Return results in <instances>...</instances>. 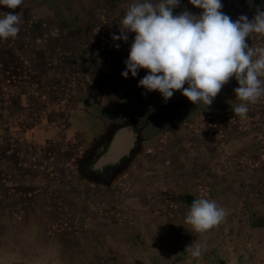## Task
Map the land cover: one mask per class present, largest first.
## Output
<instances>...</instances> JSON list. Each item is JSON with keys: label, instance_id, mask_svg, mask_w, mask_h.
<instances>
[{"label": "crops", "instance_id": "1", "mask_svg": "<svg viewBox=\"0 0 264 264\" xmlns=\"http://www.w3.org/2000/svg\"><path fill=\"white\" fill-rule=\"evenodd\" d=\"M132 2L0 5V18L10 11L20 18L18 36L0 39V264H173L174 250L198 244L264 250V104L238 117L233 77L209 106L175 90L164 108L158 91L138 86L147 69L123 78L135 33L126 42L112 36ZM221 3L233 20L264 10V0ZM184 10L203 11L180 0L173 12ZM246 40L264 48V36ZM105 86L112 97L125 95L121 118L153 110L169 117L154 135L153 155L110 187L78 178L63 161L90 139L82 119L114 109L101 95ZM201 198L227 212L204 233L186 223ZM162 255L166 263L157 262Z\"/></svg>", "mask_w": 264, "mask_h": 264}, {"label": "clouds", "instance_id": "2", "mask_svg": "<svg viewBox=\"0 0 264 264\" xmlns=\"http://www.w3.org/2000/svg\"><path fill=\"white\" fill-rule=\"evenodd\" d=\"M23 0H0V5L16 9ZM203 11L194 15L188 10L174 14L180 0H133L121 20L115 40H128L135 33L127 59L123 62V78L136 77L141 68L148 72L138 86L146 91H158L166 102L180 90L194 105L213 103L230 78L238 87L235 95L242 101L233 111L246 118L248 104L264 96V48L258 51L247 43L253 34L264 36V10L256 9L249 19L240 15L233 20L221 11V0H189ZM251 3V0H249ZM20 18L5 12L0 18V39L16 38ZM115 47L118 49L119 44ZM187 84V87H184ZM227 212L214 200L196 199L186 215V223L194 231L207 232L218 225ZM198 244L191 248L193 258H201Z\"/></svg>", "mask_w": 264, "mask_h": 264}, {"label": "water", "instance_id": "3", "mask_svg": "<svg viewBox=\"0 0 264 264\" xmlns=\"http://www.w3.org/2000/svg\"><path fill=\"white\" fill-rule=\"evenodd\" d=\"M259 104H264L263 97L248 105L255 107ZM151 119L152 117L141 124L137 120H125L107 130L97 141L102 145L97 154L93 152L95 140H92L90 147L74 159L78 177L104 186L109 185L139 151V143L143 140L141 132Z\"/></svg>", "mask_w": 264, "mask_h": 264}, {"label": "flooded vegetation", "instance_id": "4", "mask_svg": "<svg viewBox=\"0 0 264 264\" xmlns=\"http://www.w3.org/2000/svg\"><path fill=\"white\" fill-rule=\"evenodd\" d=\"M101 92H102L101 95L103 98L107 97L109 95L108 97H110L112 107L114 109L113 110H110L109 108L104 109L102 112V115L104 118L101 117L103 120L100 119V117H98V115L101 116V114H98L96 119L93 118L94 119L93 122L87 126L88 131L90 132L89 133L90 139L88 141H86L84 143V145L83 144L82 145L76 144L74 146L72 145V147L69 149V151L64 153V155H66V158L63 160L64 166L67 168V170L76 174L77 177H78V172H77L76 166L74 164V159L77 158L81 152H83L85 149L90 147L92 140H95L93 152H94V154H97L100 151L101 146H102V145H99L100 142H97V141H99L101 139V136H103L105 134V132H107V130L113 128L114 126L122 123L125 120H137L141 124L146 119L152 117V119L146 124V126L143 128V130L141 132V134H142L141 136L143 137V140L139 143V146H140L139 151L136 152L132 156V159L130 160L127 167H125V169L120 174L116 175L114 177V179L111 181V183H109V185L104 186V185H101L99 183H93V182H89V181L85 180V181L92 183V184H98V185H101L103 187H110V186H113L115 184H119L120 180L124 177L125 174H127L132 169L136 170L139 167H141L144 163V159L149 158L153 155L152 151H153V149L156 148L155 147L156 146L155 145L156 139L154 138V135L157 132H159L161 129L167 127V125L165 123H166L167 118H169V117L166 116L167 118L166 117L161 118V116H162V115H160L161 112H159L158 110H153L152 112L146 114L144 117H137L134 114V111H130L126 114V117L121 118L120 116H117V113L123 111L122 108L124 107V105L122 103L123 102L122 98L124 99L125 95L122 94L120 96L118 94H114V97H112V93L110 92V89H108V87H106V86L102 87ZM77 100L79 101V99H77ZM120 103H122V105ZM140 103H142V102H140ZM163 103H164V105H163L164 108H166L167 105H169L167 103V101L163 102ZM142 107H143V105H142ZM144 107H145V105H144ZM83 110L86 111L85 108ZM93 112H94V110H92V113ZM97 113H99V112H97ZM113 113L115 116H113ZM105 117H107V118H105ZM82 180H84V179H82Z\"/></svg>", "mask_w": 264, "mask_h": 264}, {"label": "rangeland", "instance_id": "5", "mask_svg": "<svg viewBox=\"0 0 264 264\" xmlns=\"http://www.w3.org/2000/svg\"><path fill=\"white\" fill-rule=\"evenodd\" d=\"M92 120V116L83 118L81 126L89 125L93 122ZM174 252L173 264H264V250H246V247L242 250L240 248L238 250L235 248L232 250H203L201 258H193L191 250H174ZM163 255L157 258V262H167V258ZM155 260L156 258H153V261Z\"/></svg>", "mask_w": 264, "mask_h": 264}]
</instances>
